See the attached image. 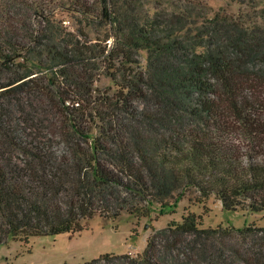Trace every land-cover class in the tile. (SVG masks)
I'll list each match as a JSON object with an SVG mask.
<instances>
[{
	"label": "trees",
	"instance_id": "trees-1",
	"mask_svg": "<svg viewBox=\"0 0 264 264\" xmlns=\"http://www.w3.org/2000/svg\"><path fill=\"white\" fill-rule=\"evenodd\" d=\"M98 3L71 7L107 26L91 38L40 0H0V244L149 216L188 188L264 213V7L261 24L198 1ZM101 72L116 91L95 87ZM81 264H264V226L187 212L140 254Z\"/></svg>",
	"mask_w": 264,
	"mask_h": 264
},
{
	"label": "rangeland",
	"instance_id": "rangeland-1",
	"mask_svg": "<svg viewBox=\"0 0 264 264\" xmlns=\"http://www.w3.org/2000/svg\"><path fill=\"white\" fill-rule=\"evenodd\" d=\"M40 1L45 3L47 10H51L56 18L61 20L62 25L68 31L77 32L76 30L81 27L93 38L97 35L94 29L100 32L108 29L104 24L99 26L96 20L92 23V20L84 18L80 12L71 8L78 9L80 4H84L99 9L98 0H77L79 6L71 2L74 0ZM188 1H198L206 5L209 17L220 12L233 18L242 16L248 23L256 21L263 24L256 17V11L264 7V2L255 3L251 7L238 0ZM255 1L258 3L259 0ZM107 42L108 45L112 44V39ZM139 60L144 68L147 62L146 51H140ZM94 85L110 92L117 90L114 81L104 72L98 75ZM176 195L175 192L172 197L164 200L163 208L155 202L149 216L136 217L128 212H122L116 218L95 215L86 220L84 229L79 232L36 236L31 237L28 242L8 240L0 244V264H81L105 253L135 256L142 253L147 238L156 230L165 227L172 220L181 222L182 216L187 212H193L199 217L201 227L219 225L242 227L249 223L264 226V213H245L240 209L235 212H225L222 210L221 201L214 194L203 197L196 189L188 188L176 204H173Z\"/></svg>",
	"mask_w": 264,
	"mask_h": 264
},
{
	"label": "clouds",
	"instance_id": "clouds-1",
	"mask_svg": "<svg viewBox=\"0 0 264 264\" xmlns=\"http://www.w3.org/2000/svg\"><path fill=\"white\" fill-rule=\"evenodd\" d=\"M66 152L64 151L63 145L59 147V149L56 151V157L57 159H60L62 156H64Z\"/></svg>",
	"mask_w": 264,
	"mask_h": 264
}]
</instances>
